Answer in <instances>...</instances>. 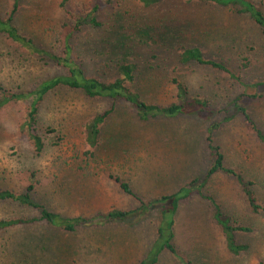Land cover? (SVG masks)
Instances as JSON below:
<instances>
[{
    "label": "rangeland",
    "instance_id": "obj_1",
    "mask_svg": "<svg viewBox=\"0 0 264 264\" xmlns=\"http://www.w3.org/2000/svg\"><path fill=\"white\" fill-rule=\"evenodd\" d=\"M62 0H19L13 25L38 48L60 53L58 37L70 22ZM260 5L264 0H251ZM12 0H0V19ZM90 9L91 0H71ZM94 14L99 27L84 23L71 40L72 59L87 77L109 82L118 65L134 67L126 86L148 105L176 102L173 80L188 97L205 99L214 111L212 121L233 112L229 105L243 92H260L264 83V35L247 13L233 5L199 0H100ZM196 48L206 60L229 72L195 63L181 64L180 53ZM66 70L43 61L0 35V86L13 93L34 90L42 81ZM239 78L234 80L229 74ZM245 86V87H244ZM244 106L264 132V96L244 97ZM30 102L13 101L0 108V191L23 193L33 186L36 205L66 218H93L111 210L130 211L179 188L198 185L178 204L174 216L177 258L163 252L156 264H258L264 262V146L245 130L239 116L212 135L225 166L251 183L258 212H252L237 182L217 171L206 178L212 164L206 142L208 121L195 115L141 119L121 100L90 99L79 90L58 86L44 95L37 114V131L44 148L34 150L23 122ZM112 108L101 126L97 146L85 143V125ZM108 177H111L108 178ZM127 183L132 195L114 182ZM230 224L250 232L237 234L247 249L229 253L221 229L213 221L214 207ZM159 206L142 217L121 222H94L65 232L38 221L35 208L0 201V220L33 219L34 223L0 232V264H139L156 235Z\"/></svg>",
    "mask_w": 264,
    "mask_h": 264
},
{
    "label": "trees",
    "instance_id": "obj_2",
    "mask_svg": "<svg viewBox=\"0 0 264 264\" xmlns=\"http://www.w3.org/2000/svg\"><path fill=\"white\" fill-rule=\"evenodd\" d=\"M18 1L19 0H12L9 14L6 18L0 19V35L19 48H22L32 55L40 58V60L50 61L66 70L64 75H58L46 79L42 81L34 90L24 93H13L0 86V108L13 101L28 100L30 102L26 119L23 122V128L26 130L36 152H41L44 148L43 139L38 133L36 126L38 107L44 95L58 86L79 90L90 99L108 98L114 103L119 100L127 102L132 106L141 119L155 117L174 118L178 115H195L202 117L209 122L206 128V142L208 143V149L210 150L212 164L207 170L206 178L215 174L217 171L222 172L227 177L233 178L240 187V190L246 198L251 211L258 212L259 206L257 205L253 192L250 189L251 183L246 181L240 172L223 164L224 157L219 148L213 145L212 135L214 131L218 130L223 124L230 122L235 118V116H239L244 123L246 132L264 146V132L257 126L256 122L244 106V101L242 100L244 97H248V99L252 100L263 97L264 83L259 86L260 92L258 93L247 95V92L245 91L235 97V99L229 104L233 109L232 114L230 116L223 117L220 121H212L215 113L205 99L199 97H188L186 88L183 84L176 80L172 81L176 89L177 100L175 103L166 106L148 105L142 102L139 99V96L126 86L127 83L133 81L134 67L132 65H118L117 77L112 79V81L102 82L96 78L87 77L80 66L72 59L71 40L73 34L78 31L84 23L96 28L100 26L99 21L94 15L100 9V0H91L90 9L86 8L85 4H78L74 10L69 7L71 0L61 1L60 8L64 12L70 24L64 25L59 34V54L46 49L38 48L31 38L18 32L13 25L14 15L18 10ZM159 1L160 0H142L145 5L155 4ZM199 1L209 2L220 6L233 5L238 7L241 12L247 13L250 16L252 21L261 28L264 35V14L261 11L260 5L253 3L251 0ZM179 61L181 64L195 63L203 67L217 69L226 73L229 72L221 63L204 59L200 51L196 48L183 50L179 55ZM229 75L234 80L239 81V78L235 75L231 73ZM111 111L112 108L104 111L103 113L97 114L85 125V143L89 149H93L97 146L101 126L104 124ZM108 178L111 179V177ZM114 182L119 185V188L123 193L133 196V193L127 183L123 182L118 177L114 178ZM32 190V185H28L25 188V191L19 194L8 190H2L0 191V201L16 203L22 207L35 208L39 212L38 221L45 222L51 227L61 229L65 232H73L76 227L89 226L95 221L98 223H110L121 222L135 215L142 217V215L150 210L151 207L157 204L159 206V215L156 221V235L150 249L139 264H156L160 255L165 251L177 258H180L177 255L173 244L174 216L181 200L187 198L192 193L200 194L198 185L194 186L191 184L189 187L179 188L171 195H166L164 197H160L159 199H155L154 201H148L147 203L141 202V206L135 210H111L105 215L87 219L77 217H61L56 213L48 211L43 206L36 205L31 199ZM201 197L208 200L214 207L213 221L216 226L221 229L227 251L233 255H237L245 251L247 249L246 245L238 244L236 236L237 234L250 232V228L239 224L235 225L236 223L231 225L229 219L222 218L220 207L217 203H215L210 197H205L202 194ZM35 221L36 220L33 219L26 220L22 218L0 220V232L15 227L29 225ZM180 260L181 264H190L186 260ZM258 264H264V262H259Z\"/></svg>",
    "mask_w": 264,
    "mask_h": 264
}]
</instances>
